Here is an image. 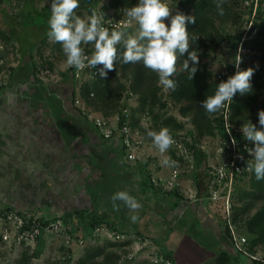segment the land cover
Returning a JSON list of instances; mask_svg holds the SVG:
<instances>
[{"label": "rangeland", "instance_id": "374dc122", "mask_svg": "<svg viewBox=\"0 0 264 264\" xmlns=\"http://www.w3.org/2000/svg\"><path fill=\"white\" fill-rule=\"evenodd\" d=\"M245 1L251 2V0H217L215 2L216 7L209 11L210 17L224 35L221 48L215 47L210 50L211 60L208 62V68L217 77L222 73L229 76L231 69L236 68L231 58L235 56L238 50L242 56L241 68L242 66L247 68V62L258 60L260 55L257 47L264 40L263 37L245 35L243 43H240L251 17L249 4H246ZM259 1L260 18H264V0ZM5 2L0 15V29L6 31L10 36L4 40L0 39L2 46H5L6 60L3 65L5 73L8 74V70L14 68V64H17L18 60L24 55L21 49L18 48L19 44L15 43L17 40L22 43L23 49L26 50L28 46L30 47L31 51L29 53L36 66L35 73L38 82L56 84L61 79L64 70L69 67L63 50H52L50 46L55 41L50 38L48 45H36L33 42L35 38H38L37 32L31 29L35 26L33 27L30 24L32 22H27V19L22 24L19 22L20 17L18 15L25 0H5ZM106 2L107 0H80V5L77 9L80 10L82 17H87L91 14L93 8L101 12V6ZM32 3L37 9H48L51 12L50 0H32ZM169 4L173 7V13L177 10L184 11L188 7V3H181L180 0H169ZM218 4L223 8V14H220L217 10ZM108 12L111 18L115 16V11L108 9ZM120 18L124 19V14ZM112 19L115 20V17ZM165 19L167 22V18ZM133 26H135L134 21ZM25 55V58L28 59L29 54L26 53ZM72 67L76 69L74 66ZM92 68L85 65V67L75 71L74 81L76 88L79 87L81 82L90 77ZM24 78L22 77V79ZM261 83L262 88L255 110L246 118L253 123V119H258V111L264 109V71ZM29 84L32 85L33 83L30 82ZM158 85L160 86L159 83ZM165 92L166 89L164 88L162 91L158 90L154 97L155 103H148L143 113H136L137 116H140V127L135 125L136 127L132 128V136L138 142L140 141L136 149V159L148 161V168L152 177L159 179V184L163 188L157 189V195H154L151 189L141 193L139 191L140 175L138 173H133V177L129 179V176L118 178L120 179L119 185L121 187L117 185L116 189L128 191L142 205L135 210L126 206V210L123 213L124 217L127 218L128 216L130 220H132L131 216L136 214L138 218L135 224H129L127 220L122 218L121 213L118 214L116 207L113 206L111 197L116 190L115 162H113L114 157L112 158L110 143L100 140L89 129L86 130V124L83 123V126H76L75 130L73 129V134H70V140H61V136H58L61 144V158L57 159V161H50L47 158L44 160V165H48L47 162H49V165L53 164L56 168L52 179L55 182L54 186L56 184L59 185L55 187L58 190H54L52 193L46 192L43 194L44 197L41 196L39 198L37 195L40 193L33 195V191H28L25 194H20L21 198L16 197L20 202L19 204L10 205L16 210L22 211L23 214L32 213L34 218L39 221L42 217L57 216V218L51 219L48 225L43 226L40 222V224H35L32 232L24 233L22 236L19 232L18 235L16 231L17 221L13 216L10 218L0 216V264H78L79 260L83 261L82 264H137L140 262L149 264L153 261H160L158 259L159 246L153 239L162 238L168 226L165 221L172 216L171 211H166V209L169 210V207L161 199L163 190L166 186L171 189L174 187L179 188L184 197L186 196L185 198L189 200L206 195V187L204 186L206 178L202 177L199 180L202 186L201 193L200 196L196 197V182L193 181L194 158L197 154L199 155L203 152L206 155L207 163L214 164L220 139V133L197 139L192 125V117L182 116L179 113V104L170 96H167ZM122 98L123 102H126L123 106H126L129 112H131L130 108L132 106H137L138 104L137 96L131 95L127 91L123 92ZM162 103L165 104L163 107ZM74 104L78 109L82 110L84 116L86 115L88 122L90 121L88 117L90 115L92 117L104 116L106 119L113 120L115 116L121 113L120 108L112 110L107 115H104V112L108 111L106 109H103L104 111H95L78 93L75 95ZM149 108H152L151 110L157 112L160 116L172 115L181 122L183 125L182 129L175 130L172 133L176 134L175 136L184 143H196L193 147L194 152L189 151L184 154V158L181 160L172 158L173 150L170 147L165 153H160L152 142V138L147 135L149 137L148 140L144 132L147 126H154L155 124ZM156 122L158 126L159 121L156 120ZM141 126H143L142 129ZM66 149L71 150L67 154L69 157L65 156L66 153L64 151ZM86 151H88L89 156L84 154ZM73 154H75V157ZM109 154L111 157L107 160V157L110 156ZM164 156L170 157L176 163L174 165H163L161 161ZM124 161L129 164L134 163V160L126 157L125 152L123 155ZM174 167L178 174L173 178ZM46 176L45 174L40 175L39 178H42L45 186L48 187L52 180L49 178L47 180ZM169 181L173 183L169 184ZM159 184L157 185L159 186ZM248 187L249 177L241 178L235 183L231 193L232 207H239L243 204L239 196ZM51 194L53 197L48 201L47 198ZM203 200L214 202L215 212L222 215L225 209L222 199L214 201L209 197H204ZM263 202L264 200H253L252 203L254 205H252L249 213L252 214ZM119 204L121 206L125 205L122 201ZM76 209H80L81 213L73 212ZM94 212L111 222H116V225L122 228L125 233L115 232L106 223L91 226L90 223L94 219ZM246 217L247 215L242 216V220H240L241 227L237 228L236 232L249 237L250 235L244 229ZM172 245L173 242L170 246ZM101 248L102 252L97 256H86L88 251L91 253L97 252ZM254 250L256 255L264 256L262 245H257ZM176 262L183 263L181 261Z\"/></svg>", "mask_w": 264, "mask_h": 264}, {"label": "trees", "instance_id": "16d2710c", "mask_svg": "<svg viewBox=\"0 0 264 264\" xmlns=\"http://www.w3.org/2000/svg\"><path fill=\"white\" fill-rule=\"evenodd\" d=\"M216 1L217 0H180L181 3H188V7L183 12L194 15L196 17L195 22L187 23L186 26L187 29L191 32L190 36H197L196 41H193V43L190 44L189 51H191L193 48H196V50L199 52V62L196 73L194 74L192 79L189 80L187 78V73L184 72L181 67L182 60L183 58H186L187 52H185L181 56H178V71L176 74H174V79L177 81V87L175 90H166L165 92L167 96H170L177 104H179V113L182 116L192 117V125L197 139L199 137L211 136L216 133L222 132V129L218 124L220 122L219 117L217 116L219 111L215 113H208L201 105V101H203V99H205L207 95H211L214 93L216 84H218L222 80L227 79L228 77V75L224 73L220 74V76L217 77V75H213V72L208 68V62H210L211 60L210 50L214 49L215 47L220 49L221 42L224 40L223 32L216 26L209 15V11L213 10L216 7ZM136 2L137 0H107V2L100 8L101 12H105L104 20L112 19L114 17L115 20L121 19L120 17L123 14V9L132 6ZM259 2L260 1L258 0L254 16L252 18L250 17L249 20H252L251 28L256 29L255 35L264 38V18H260L261 11L259 9ZM5 3V0H2L0 6V15L2 14V7ZM108 9L115 11L114 17H110L111 15L109 14ZM76 12L81 15L80 10L76 9ZM249 12L252 13V5L249 6ZM50 14V10L37 9L34 7L32 0H25L18 16L20 17V24H22L25 19L28 20L27 22H32L30 24L35 27L31 29H34L37 32L39 43L44 44L46 41H48L49 38L47 34V21ZM133 30L134 26L130 27L129 33H132ZM9 37V34L6 31L0 29V39L4 40ZM82 47L87 54H91L94 48V46L92 47L91 43L83 44ZM50 48L52 50L62 49L60 42L57 41L51 44ZM257 50L260 51V55L258 56V60L260 61L258 62V60H251L247 62V67H252L254 69L253 75L251 77L252 90L251 92L245 94H240L239 92H237L233 96L230 104L231 113L229 115V120L232 125L237 127H240L242 123L246 122L247 116L255 110V105L262 88L261 77L264 71V40L259 43ZM26 64H28L32 70L33 81L39 84L40 82H38V79L36 78L35 64L33 63V61L26 62ZM99 67L100 65H97L96 68H93V70H91L90 72V77L81 82L78 88H76L75 86L76 83L74 81V68L72 66H69L66 70H64L61 75L60 81L65 83L64 85L68 91L71 104H74L75 95L78 93L79 96L93 110H108L104 112V115H107L110 114L112 110L120 108L121 111L122 108L126 107L123 106L126 102H123L122 96L123 92L127 91L131 95H136L138 100L137 106H132L130 108L131 112L129 117V125L132 128L136 127L135 125L139 126L140 116H137L136 113H143L148 103H155L154 97L156 96L157 91L163 90L162 85H158V75L153 70L144 67L142 62L122 63L120 61H117L115 62V67L112 70L108 71V75L106 77H100L98 72ZM243 67L244 66H242V68ZM164 105L165 104L162 103V107ZM149 109L155 124L154 126H147L145 128L144 132L146 134V137L147 130L149 128L158 130L159 127H167L172 135H174L173 133L175 130L182 129L183 125L174 116H160L157 112L152 111V108ZM76 112L78 113L79 121H82L84 122V124H86V130L89 129L90 131H93L95 134H97V137L100 140L110 143L112 148V158L114 157L113 162H115L116 160L120 164L119 165L115 163V189L116 187H118L117 185H119V183L117 182V178L126 177L130 175V172L132 171L140 175L139 191L141 193L145 192L147 189H151L153 194L157 195V189L163 187H161V185L159 184V179H155L152 177L151 171L148 168V161L138 160L135 158L133 159V164H129L125 161L123 162L124 152L126 154V146L123 142L121 134H113L110 137H105L99 132L98 127L94 123V120L90 119V121L88 122L86 115L84 116L82 110L78 108H76ZM156 120L159 121L158 126ZM253 120L257 127H261V125H259L258 123V119ZM142 127L143 126H141V129ZM147 139L149 140V137H147ZM184 144L190 152H194L193 147L196 145V143L192 142V144H187L185 142ZM252 146H254V142L252 143ZM197 155L194 158L195 164L193 166V177L196 182V193L197 195H200L202 186L199 180L200 178L205 177L206 179L204 182V186L206 187L209 184L210 166L208 165L206 155L203 152H201L198 156ZM172 156L175 160L176 158L178 160H181L183 158L181 155L176 156L175 153H173ZM110 157L111 155L107 157V160ZM244 177H249V187L244 189L239 196V199L243 204L239 207H232V211L230 214V224H232L235 229L241 227L240 220H242V216L247 215L244 220V229L250 236L246 237V244L248 250L251 253L255 254L256 252L254 248L257 245H262L264 252V202L252 214L249 213V210L251 209L252 205H254L252 203L253 200H264V179L257 180L255 178L254 172L252 171L249 174L240 176L238 180ZM156 183L159 184V186ZM116 191H118V189H116L115 192ZM163 191V195L168 200V207H170L171 209L179 206L180 202L185 199L182 192H180V190L176 187L171 189L167 188L166 186ZM205 194L206 195H203L202 198L209 197L208 190H206ZM119 203H121V201H116V204L119 205L117 207L118 209H116L118 213L122 214V218L124 219L123 213L126 210V205L121 206ZM4 212H13L22 218L20 231H30L33 229L32 225L34 226L35 224L41 223L43 226L48 225L51 219L57 218V216H48L49 218L42 217L39 221L34 218V215L32 213L23 214L22 211L16 210L13 206L0 207V213ZM73 212L79 214L81 213V210L76 209ZM93 214L94 219L93 221H91L92 223H90L91 226L106 223L111 227L112 230H115V232H119L121 234L125 233L122 228L116 225V222H111L107 218L99 216L97 212H94ZM222 222L224 224L227 236L232 241V236L230 234L229 223L227 219L223 217ZM153 240L159 246L158 259H160V261H153L149 264H179L175 261L172 255V251L163 244L162 238H154ZM101 252L102 248L97 252L91 253L90 251H88L86 256H97ZM237 252L251 260V262L264 264V262L259 259L251 258L250 256L243 254L240 251ZM226 259V254L222 252L219 256L218 264H226ZM82 263V260L78 261V264ZM137 264L143 263L140 262Z\"/></svg>", "mask_w": 264, "mask_h": 264}, {"label": "crops", "instance_id": "0c3cea01", "mask_svg": "<svg viewBox=\"0 0 264 264\" xmlns=\"http://www.w3.org/2000/svg\"><path fill=\"white\" fill-rule=\"evenodd\" d=\"M19 42L16 40L15 43L19 44L18 48L24 55L6 73V83L0 84V207L19 204L17 198L28 191H33V195L40 193L37 195L39 198L44 197L46 192L58 190L55 187L59 185L54 186L52 179L56 168L49 162L44 165V160L57 161L61 158L58 136H61V140H70L73 129L84 125L79 121L77 106L71 104L61 79L53 85L33 81L32 70L26 64L33 61L29 53L31 49L29 46L23 49ZM33 42L40 44L39 38ZM48 42L41 45H48ZM4 48L1 57L5 63ZM26 53L29 54L28 59L25 58ZM30 82L33 84L30 85ZM88 151L84 154L89 156ZM64 152L69 157L67 154L71 150ZM115 163L119 164L116 160ZM133 173L131 171L128 179L133 177ZM44 174L47 180H52L48 187L39 178ZM117 180L119 183L120 179ZM52 197L51 194L47 200ZM161 199L169 206L164 195ZM166 211H171L172 216L165 221L168 226L162 239L163 244L172 251L175 261L183 262L181 264H218L223 252L227 256L226 264H259L251 262L234 249L222 222L224 214L215 212L214 202L204 201L202 197L185 198L179 206L174 209L169 207ZM124 219L129 224H135L128 216Z\"/></svg>", "mask_w": 264, "mask_h": 264}, {"label": "clouds", "instance_id": "9594fccd", "mask_svg": "<svg viewBox=\"0 0 264 264\" xmlns=\"http://www.w3.org/2000/svg\"><path fill=\"white\" fill-rule=\"evenodd\" d=\"M79 5L80 0H50L51 14L47 21V34L50 39L60 42L69 66L80 69L85 65L93 68L100 65L99 75L106 77L117 61L142 62L144 67L158 75V83L164 89L175 90L177 59L187 52L181 67L189 80L196 73L199 52L196 48L189 51V47L196 41L197 36H190L191 32L186 26L187 23L195 22L196 17L180 10L173 13L169 0H137L132 6L123 9L125 23L111 30L104 24L105 12H98L93 8L90 15L82 17L76 12ZM217 10L223 14V8L219 4ZM133 21L134 30L129 33ZM87 43L94 46L90 56L85 54L82 47ZM231 59L236 71L216 84L214 93L201 101L202 107L208 113H215L224 108L237 92L245 94L252 90L251 77L254 69L240 67L242 56L239 50ZM258 123L261 127L247 119V122L241 125V132L245 140L254 142L253 147L244 145L251 154V159L247 160V168L260 180L264 179V109L258 111ZM147 135L152 138L160 153H165L173 143V136L167 127H160L158 130L149 128ZM233 142L235 143V139ZM161 163L174 165L176 161L164 156ZM111 199L114 207L119 206L116 201H122L133 210L142 206L126 190L116 191ZM137 218L136 214L131 216L133 221Z\"/></svg>", "mask_w": 264, "mask_h": 264}, {"label": "built area", "instance_id": "2783aa9c", "mask_svg": "<svg viewBox=\"0 0 264 264\" xmlns=\"http://www.w3.org/2000/svg\"><path fill=\"white\" fill-rule=\"evenodd\" d=\"M1 3L2 0H0V6ZM245 3L249 4V6L252 5V13H251V18H252L255 14L258 1L251 0V2L245 1ZM124 21L125 18L124 19L121 18L118 20L107 19L104 21V24L106 27H109V29L111 30L113 27L123 24ZM251 24H252V20L250 19L244 37H242V40L240 42L241 44L245 39V35L253 36L256 34V29L255 28L252 29ZM2 49L3 46L2 43H0V84H5L7 81L6 80L7 74L5 73V70L3 68L4 60L1 57ZM85 54L88 56L90 55L87 53ZM80 69L77 68L74 69V74L75 71ZM91 70H93V68ZM235 71L236 68L231 69L230 75L233 74ZM230 104L231 102H229L224 108L219 110L217 114L220 120L218 124L220 125L222 132L220 133L218 149L216 150V155L214 158L215 163L211 164L210 162H208V165L210 166L209 169L210 181L209 184L206 186V190H208V196L211 200L218 201L219 199H222L223 205H225L223 214L229 223V229H230V234L232 236V243L234 248L237 251H240L241 253L250 256L251 258L259 259L262 262H264V256H259L251 253L247 248L246 236L238 234L236 232V229L233 227V225L230 224V214L232 211L231 209L232 190L234 189L235 183L238 181V178L240 176H243L244 174H249L251 172V170L247 168V160L251 159V154L247 151L244 145L247 144L249 147H253L252 141H248L243 138L241 127H237L231 124L229 120V115L231 113ZM88 117L91 120H94V123L98 127L99 132L103 134L105 137H110L113 134H121L123 138V142L126 146V157L132 160L136 158V149L138 148V144H140V141L138 142V140H136L132 136L133 130L132 127L129 125L130 112L128 111L127 107L122 108L121 113L115 116L113 120L109 118L106 119L104 118V116L92 117L90 115ZM172 136H173V143L169 147L172 148L173 153H175L176 156L181 155L184 158V154L188 153L189 150L187 149V147L185 146L182 140L178 139L174 135ZM233 139H235V143L233 142ZM177 174L178 172L174 167L173 178L176 177ZM168 183L172 184L173 182L169 181ZM0 216H5L6 218H10L11 216H13L17 221L16 223L17 233L19 232L22 235L24 233L32 232V230L20 231L22 218L19 215H16L13 212H4V213H0ZM3 237L5 238V236Z\"/></svg>", "mask_w": 264, "mask_h": 264}]
</instances>
